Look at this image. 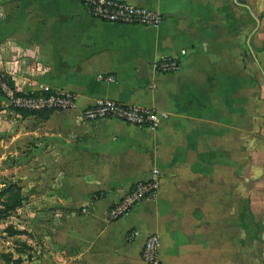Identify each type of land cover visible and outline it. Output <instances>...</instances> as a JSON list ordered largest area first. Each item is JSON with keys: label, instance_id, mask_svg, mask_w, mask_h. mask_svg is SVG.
Listing matches in <instances>:
<instances>
[{"label": "crops", "instance_id": "crops-1", "mask_svg": "<svg viewBox=\"0 0 264 264\" xmlns=\"http://www.w3.org/2000/svg\"><path fill=\"white\" fill-rule=\"evenodd\" d=\"M119 1L161 14L162 26L102 23L83 0H1L0 61L19 90L75 93L78 111L110 99L167 114L157 131H140L118 121L82 122L79 112L22 117L0 110L1 200L10 206L14 195L20 199L11 212L18 218L3 222L24 232L9 240L30 245L31 234L54 241L59 232L73 245L72 264H84L101 238L105 245L116 233L126 244L124 234L136 227L140 236L129 246L140 258L146 237L163 241L156 209L165 194L179 191L183 169L192 165L207 172L211 185L224 179L227 201L240 210L233 235L242 263L264 264V0L256 6L259 84L252 104L250 89L228 86L226 74L217 80L205 53L217 30L218 0ZM224 17L227 27L226 11ZM182 50L188 56L180 72L156 73L160 58ZM155 168L162 174L156 201L107 223V209ZM117 253L104 250L102 258Z\"/></svg>", "mask_w": 264, "mask_h": 264}, {"label": "rangeland", "instance_id": "rangeland-1", "mask_svg": "<svg viewBox=\"0 0 264 264\" xmlns=\"http://www.w3.org/2000/svg\"><path fill=\"white\" fill-rule=\"evenodd\" d=\"M256 6L257 0H218L217 30L215 36L209 38L211 43H207L205 50L207 55L208 51L210 52L209 57L213 61V67L217 68V71L213 69L217 80L223 81L222 76L226 74L228 86L234 89L241 87L250 89V95H247L246 99L249 100V104L256 103L255 91L259 84L255 65L258 55ZM225 11L232 19L227 27L225 17L223 19ZM1 23L0 12V26ZM0 79L5 81L9 79L2 71L1 61ZM9 105L10 99L0 88V110L12 111ZM202 161L208 162L205 159ZM206 173L204 169L194 171L192 165L187 166L183 169L179 191L165 194L164 200L167 201L161 204L162 208L156 209V224L161 226L164 236L163 241L160 238L158 264H227L228 259L230 264L233 260L234 264H243L239 247L241 242L238 241L236 234L233 235L236 231L234 223L238 220L240 210L232 208V201H227L224 179L215 181L214 185H211ZM159 194L158 192L150 202L143 205L156 201ZM0 201L6 207V202ZM110 208L106 211V222L114 223L116 221H112L109 217ZM2 215L0 214V264L73 263L75 256L70 255L73 245L61 237L59 232L53 235L54 241L44 240L42 235L39 237L36 234H31L30 245L12 241L9 240L10 236L7 233L12 225L3 221L11 216L14 217V220H9L12 223L18 217L15 216V212L9 213L4 219ZM132 226L129 225L127 228ZM95 230L92 226L89 236H84L92 241L96 235ZM133 231L140 232V229L135 227L126 231L124 234L126 244L120 242L116 233L105 245L104 238H101L89 253L86 252L84 264H145L141 257L137 256V248L129 246L132 242L128 240V235ZM104 250L106 252L116 250L119 253L116 256L108 255L102 258ZM122 251L124 253H121ZM119 254L122 257L118 256ZM8 258L13 262L7 263ZM102 259L106 262L103 263Z\"/></svg>", "mask_w": 264, "mask_h": 264}, {"label": "built area", "instance_id": "built-area-1", "mask_svg": "<svg viewBox=\"0 0 264 264\" xmlns=\"http://www.w3.org/2000/svg\"><path fill=\"white\" fill-rule=\"evenodd\" d=\"M83 8L93 19L102 23L158 29L162 26L164 17L147 8L137 7L119 0H83ZM187 50H182L178 56L160 58L155 64L158 75L176 74L180 72ZM114 82L112 77L106 78ZM0 88L10 99L9 107L14 115L19 112L38 114L43 112H79L82 122L118 121L136 130L157 131L167 114L135 105H125L110 99H97L91 105L78 111V95L72 92H57L45 86L38 92L19 90L11 87L8 80L0 79ZM162 174L159 169L152 171L150 179L136 184L122 199L114 203L109 211L112 221H118L127 216L138 204L154 197L161 189ZM4 210L0 202V211ZM87 210H83L86 214ZM138 231L130 232L128 240L134 242L139 238ZM160 236L151 234L146 237L141 250V260L145 264H158Z\"/></svg>", "mask_w": 264, "mask_h": 264}, {"label": "trees", "instance_id": "trees-1", "mask_svg": "<svg viewBox=\"0 0 264 264\" xmlns=\"http://www.w3.org/2000/svg\"><path fill=\"white\" fill-rule=\"evenodd\" d=\"M226 17H227V21L230 24L231 21H232V19H231V15L228 12H226ZM8 82L11 85V87H14L15 86V84L10 79H8ZM19 113H20V115L22 117H24V116H33V115H38L39 114V113L38 114H31V113H28V112H19ZM13 189L14 188H12V190ZM4 195H5L4 192L3 193H0V200L2 199V197ZM11 200H12V202L10 203L11 205L9 206V203H6V207L3 205L4 206V210L0 211V214H3L2 215V218L3 219L4 218H7L9 216V213L13 212L18 206H20V199H19V197L17 195H14ZM7 233H9V235L11 237L18 236V235H23L24 234V232L14 231V230H12V228H8ZM11 262H13V261L8 258L7 263H11ZM17 264H18V262H17Z\"/></svg>", "mask_w": 264, "mask_h": 264}]
</instances>
